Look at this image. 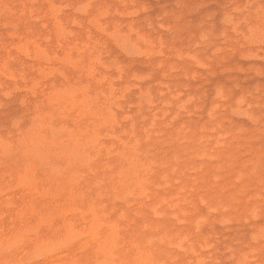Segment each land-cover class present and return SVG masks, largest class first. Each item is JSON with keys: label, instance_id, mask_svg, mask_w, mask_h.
I'll list each match as a JSON object with an SVG mask.
<instances>
[{"label": "rangeland", "instance_id": "374dc122", "mask_svg": "<svg viewBox=\"0 0 264 264\" xmlns=\"http://www.w3.org/2000/svg\"><path fill=\"white\" fill-rule=\"evenodd\" d=\"M0 264H264V0H0Z\"/></svg>", "mask_w": 264, "mask_h": 264}, {"label": "bare ground", "instance_id": "6f19581e", "mask_svg": "<svg viewBox=\"0 0 264 264\" xmlns=\"http://www.w3.org/2000/svg\"><path fill=\"white\" fill-rule=\"evenodd\" d=\"M57 123V122H56ZM35 187V186H34ZM49 213V212H48ZM214 219V218H213ZM46 229V228H45ZM163 250V249H162ZM25 253V252H24ZM59 256V255H58ZM130 256V255H129ZM67 257V256H66ZM59 260V259H58Z\"/></svg>", "mask_w": 264, "mask_h": 264}]
</instances>
